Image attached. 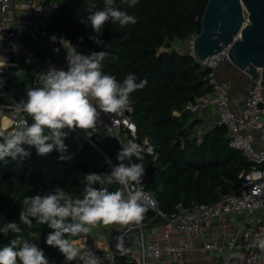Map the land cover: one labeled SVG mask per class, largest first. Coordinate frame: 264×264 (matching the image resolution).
Listing matches in <instances>:
<instances>
[{
	"label": "trees",
	"instance_id": "trees-1",
	"mask_svg": "<svg viewBox=\"0 0 264 264\" xmlns=\"http://www.w3.org/2000/svg\"><path fill=\"white\" fill-rule=\"evenodd\" d=\"M59 2L61 14L56 25L71 38L83 35L93 52L97 49L107 52L102 62L105 74L115 76L120 82L130 73L136 76L137 83L147 81L129 99L139 138H148L158 147L156 179L146 184V189L155 196L160 208L171 213L179 203H212L233 191L241 173L249 170L251 163L241 151L230 146L225 125H216L201 136L196 135L198 120L191 121L193 111L188 108L190 103L213 91L207 79L208 70L190 52H181L173 45L166 47L177 39L201 32L208 0H138L134 6L126 0H115L114 7L135 16L137 22L121 27L109 20L99 34L104 45L90 39L97 35L87 20L90 0ZM91 3L95 4L93 11L104 8V0H91ZM65 131L69 135L64 141L67 145L64 153L54 150L41 156L35 147L24 145L30 156L0 160V228L10 222L19 224L22 200L26 196L43 195L56 187L74 197L81 196L86 174L111 172V164L99 150L75 132ZM89 137L118 164L117 154L122 146L116 139L104 130L94 131ZM178 139L180 143L176 144ZM62 155L66 158L61 159ZM150 161V157H145L142 163L147 166ZM124 163L129 164V160ZM107 187L110 191L121 189L116 183ZM143 205L145 218L153 216ZM21 228L18 234L0 233V247L19 236L38 244L53 264L65 260L57 248L46 244L51 231L47 225L32 229L21 225ZM117 264L128 261L119 257Z\"/></svg>",
	"mask_w": 264,
	"mask_h": 264
},
{
	"label": "built area",
	"instance_id": "built-area-1",
	"mask_svg": "<svg viewBox=\"0 0 264 264\" xmlns=\"http://www.w3.org/2000/svg\"><path fill=\"white\" fill-rule=\"evenodd\" d=\"M60 9L59 0H0V97L6 99V103H0V136L17 128L22 120L29 123V116L22 111L21 104L27 99L26 86L14 82L17 75L30 73L32 87H36L40 86L39 73L48 71L52 66L67 70V52L61 39L69 41L82 55L93 52L83 35L71 38L56 25ZM195 35H191L189 40L188 52L191 54ZM53 37L56 39L53 40ZM67 41H64L66 47L69 46ZM55 49H59V52ZM229 50L230 46L224 47L200 62L208 70L212 96L197 99L188 108L197 111L209 105L215 106L216 125L228 128L230 146L241 151L251 163L250 169L241 173L238 186L215 202L179 203L176 210L168 213L160 208L146 185L131 184L129 190L142 191V203L153 212V219L160 220L154 229L155 236L149 237L142 219L139 223L121 224L118 231V236L122 237L121 248H117V241L112 247L103 248L99 244L103 239L99 224L88 234H81L82 253L94 252L100 258V264H117L119 257L136 264H151L165 256L178 257L184 252L194 251L197 242L202 241L206 251L228 253V256L237 254L232 264H264V249L258 243L264 240V81L261 75L257 76V84L253 90H249L242 110L236 111L231 103L229 83L218 77L222 64L233 65ZM133 112L130 100L129 106L119 116L101 113L95 132L106 131L119 143L135 147L140 156L145 154L156 163L158 147L148 138H139ZM73 132L103 151L86 132L80 129ZM202 134V131L196 132L198 136ZM113 163L112 168L115 166ZM225 216L236 222L235 233L225 242L218 238L208 239L202 232L204 226ZM133 234L137 237L136 248L128 245ZM71 264L82 262L77 260Z\"/></svg>",
	"mask_w": 264,
	"mask_h": 264
},
{
	"label": "clouds",
	"instance_id": "clouds-1",
	"mask_svg": "<svg viewBox=\"0 0 264 264\" xmlns=\"http://www.w3.org/2000/svg\"><path fill=\"white\" fill-rule=\"evenodd\" d=\"M134 6L138 0H126ZM115 0H104L102 10L93 11L95 4L88 5L90 15L87 20L96 36L90 39L97 45H104L99 39L105 24L111 20L121 27L135 24L137 19L126 11L114 7ZM82 23H85L81 20ZM53 40L56 38L53 37ZM67 52V70L52 66L46 72L37 75L40 86L30 87L27 99L22 101V111L31 117L32 122L20 121V125L6 135L0 136V160L11 157L13 160L30 156L24 145L35 147L43 156L54 150L67 151L65 139L69 132L80 129L92 136L101 113L118 115L130 103V94L146 86L147 81L136 82L134 74H128L120 82L115 76L105 74L102 62L108 55L105 51L82 55L69 42ZM59 52V49H55ZM118 164L110 173L86 174L85 186L81 196L74 197L61 187H56L46 194L26 196L22 200L23 209L19 214V224L7 223L0 228V233L22 232L21 225L32 229L36 225H47L51 231L46 236V244L55 247L64 256L65 261H81L82 264H100V258L94 252H81L72 237L88 234L99 224L139 223L146 208L142 204L144 193L129 190V186L139 183L144 175L142 163H124L135 156L142 160L140 153L131 145L120 142ZM65 159L63 155L60 157ZM113 183L121 189L110 191L107 187ZM98 185V187H97ZM125 190H127L125 192ZM35 221V224L33 223ZM264 249V240L258 241ZM117 248L122 247V237H117ZM0 264H53L45 256L38 244L19 236L0 247Z\"/></svg>",
	"mask_w": 264,
	"mask_h": 264
},
{
	"label": "water",
	"instance_id": "water-1",
	"mask_svg": "<svg viewBox=\"0 0 264 264\" xmlns=\"http://www.w3.org/2000/svg\"><path fill=\"white\" fill-rule=\"evenodd\" d=\"M201 23L202 30L195 35L192 49L198 62L230 46L232 64L249 76L250 90L255 88L258 75L264 81V0H208ZM172 45L168 43L166 47ZM14 82L25 84L27 92L32 87V75L21 73L14 78ZM0 103H6V99L0 97ZM100 153L110 164H114L104 151ZM141 157L142 160H139L133 156L131 161L142 163L146 155ZM143 168L144 175L139 183L146 185L155 181L158 165L151 160ZM128 264L135 263L129 261Z\"/></svg>",
	"mask_w": 264,
	"mask_h": 264
},
{
	"label": "crops",
	"instance_id": "crops-1",
	"mask_svg": "<svg viewBox=\"0 0 264 264\" xmlns=\"http://www.w3.org/2000/svg\"><path fill=\"white\" fill-rule=\"evenodd\" d=\"M183 52H187V50H183ZM222 66L228 68V72H230L231 69V73L234 72V74H236V72L239 71L243 74L240 77H237L236 81L232 80L235 75H233L231 79L229 78L230 80H232L231 82L227 80L228 82H230V90L232 89L230 92L232 106L236 111H241L244 106L246 96L250 90V78L245 72L241 71L233 65L225 63L222 64L218 69V75L223 80H226V78L222 77L224 75V73L221 71V69L223 68ZM210 96H212V92L204 97L209 98ZM193 120H198L196 128H204L208 127L209 125L215 124L217 120V111L215 109V106L209 105L208 107L193 111L191 121ZM143 218V221L146 223V229L149 237H154V229L158 224H160V220L153 219L152 216H147L145 218V213L143 215ZM101 228L103 229H101V231H103V239L99 243L100 246L103 248L112 247L117 241L118 231L121 228V224H110L107 226L101 224ZM236 230V222L231 218L225 216L214 223L206 224L202 229V232L208 239L218 238L225 242L233 233H235ZM72 240L77 247L81 248V234L78 236H74ZM128 245L132 248L137 247V237L135 234L131 235V237L129 238ZM236 255L237 254H235L234 256H228V253L206 251L205 249H203L202 241H198L197 249L194 251L184 252L181 256L178 257L165 256L159 260H156L155 262H152L151 264H232L231 262L236 259ZM127 261L129 262L130 260L127 259ZM64 262L65 260L62 263Z\"/></svg>",
	"mask_w": 264,
	"mask_h": 264
},
{
	"label": "rangeland",
	"instance_id": "rangeland-1",
	"mask_svg": "<svg viewBox=\"0 0 264 264\" xmlns=\"http://www.w3.org/2000/svg\"><path fill=\"white\" fill-rule=\"evenodd\" d=\"M51 24H53V22L51 23ZM189 40H190V37L189 38H187V39H178L177 41H174V42H172V44H173V46H175V47H177L178 49H180L181 50V52H183V50H187L188 51V49H189ZM223 68L221 69V71L224 73V75L222 76L223 78H226V80H223L221 77H219V75H218V77L220 78V80L221 81H225V82H227V83H229L230 84V82L232 81V80H235L236 81V79H237V77H240L241 75H243L241 72H236V74H234V72L233 73H231V69H230V72H228V68H226L225 66H222ZM238 73V74H237ZM233 75H235L234 77H233ZM233 77V78H232ZM249 77V76H248ZM232 78V80H230V79ZM230 81V82H228V81ZM232 90V89H231ZM231 90H230V92H231ZM231 97V96H230ZM231 99V98H230ZM216 126V123L215 124H213V125H209L208 127H204V128H200V127H198V128H196V132L197 131H202V133H205V132H207V131H209L210 129H212L213 127H215Z\"/></svg>",
	"mask_w": 264,
	"mask_h": 264
}]
</instances>
